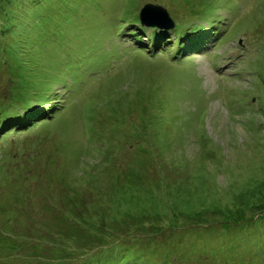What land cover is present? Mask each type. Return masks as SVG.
<instances>
[{"label": "rangeland", "instance_id": "374dc122", "mask_svg": "<svg viewBox=\"0 0 264 264\" xmlns=\"http://www.w3.org/2000/svg\"><path fill=\"white\" fill-rule=\"evenodd\" d=\"M127 1L0 0V264H67V246L91 250L77 264L264 254V114L245 71H264V0H139L175 22L153 56L120 38L140 28L151 42L129 22L139 8L114 22ZM179 34L197 53L171 55ZM20 170L39 178L21 202Z\"/></svg>", "mask_w": 264, "mask_h": 264}, {"label": "trees", "instance_id": "16d2710c", "mask_svg": "<svg viewBox=\"0 0 264 264\" xmlns=\"http://www.w3.org/2000/svg\"><path fill=\"white\" fill-rule=\"evenodd\" d=\"M127 3L130 4V5L128 6L127 4H125L124 9H123L125 13H123L121 15V18L118 21H122L123 19H125L127 17V15H131V13L127 11V8L126 7H129V10L131 8H133V7L136 8V9H138L140 7V1L139 0H128ZM135 14L137 16V13H135ZM114 22L116 23V21H114ZM106 28L105 27L104 28L101 27L98 30V35H95L102 42H104L105 40H113L114 37H115L114 36L113 29L112 28L111 29H106ZM107 31H110V33L108 35L106 33ZM56 32L58 33V36H62L63 35V33L61 32L60 28H58ZM57 33H56V35H57ZM156 34H157V32H155V35ZM262 60H264V56L262 57ZM254 69H255L254 72L255 73L257 72V75L259 77V80L256 81V83H259L260 90H261V88H263L261 90V93L260 94H259V91L260 90L258 91L257 99H258V102L260 103L259 112L264 114V71L261 70V69H259V68H257V69L254 68ZM245 71L248 72V70H245ZM22 80H25V78H22ZM244 92H247V89L244 90ZM40 97H42V94H40ZM241 97H242V100H243V103H244V108L246 110V113L249 115L251 113L250 105H252L253 103L250 102L249 104H247L245 102V97L243 96V92L241 93ZM34 110H32V111H34ZM32 111L30 112V114L32 113ZM250 117H251L250 119H254L253 117H255V116L254 115H251ZM245 118H246V116H245ZM255 118H256V121L254 122V124H256V125L263 124L264 125V122L263 121L260 123L258 121V118L257 117H255ZM263 125H259V128L261 129L263 127ZM89 136H90V138L91 137L94 138L92 132L89 133ZM92 142H94V141H92ZM203 151H204L206 157L211 156L210 155L211 152H208L205 149H203ZM35 153H36V155H35L34 160H36V157L38 155H40L41 152L40 151H35ZM214 158H215L214 160H217V157L216 156ZM36 167L39 169L40 168V165H38ZM29 172H30L29 174H26L27 171L20 170L17 173V177L14 178V184H15V186L19 185L21 181L23 182V185L21 186L22 187L21 189L16 190V189L9 188L10 191H11V193H12V195L15 196V197H17L16 201H18V199H19V201L21 202L19 196L22 195L21 194L22 193V189H23V187H24L25 184H28V183H31V182H36L37 185H39V178H37L38 175L36 173H33L32 171H29ZM73 191H74V188H73ZM31 238H33V237H30V236H25L24 237V239L26 241H28V245H31V243H32L31 242ZM251 240H252V237L245 240V242L243 243V246L245 248L244 250H247L246 249V247H247L246 246V243L251 242ZM34 244H39L41 246H46L45 240H43L42 242H41V240H39L38 242H36ZM54 246H55L56 249L59 248L56 244ZM252 247H258V249L254 253L251 252V251H249V253H247L245 255H243L242 253L239 254L237 260L234 263H231V264H264V259H263L264 254L260 251V244L252 245ZM63 250L67 254L63 261H64V263H67V264H77L79 262V259L82 260L83 259L82 257L88 255L89 252H91V250L88 251L87 249H84L83 251H81V249H79L77 246H75L74 248H72L70 246H67V247H64ZM101 251L105 252V249L104 250H101ZM115 256H116V254H115ZM37 257H39L38 261L40 263H41V260L45 264H54V263L61 264L62 263V256L58 257L56 260L55 259H49V258L45 259V258L40 257V256H37Z\"/></svg>", "mask_w": 264, "mask_h": 264}, {"label": "water", "instance_id": "95a60500", "mask_svg": "<svg viewBox=\"0 0 264 264\" xmlns=\"http://www.w3.org/2000/svg\"><path fill=\"white\" fill-rule=\"evenodd\" d=\"M140 22L147 26L172 28L175 24L166 7L161 4L145 3L138 12Z\"/></svg>", "mask_w": 264, "mask_h": 264}, {"label": "bare ground", "instance_id": "6f19581e", "mask_svg": "<svg viewBox=\"0 0 264 264\" xmlns=\"http://www.w3.org/2000/svg\"><path fill=\"white\" fill-rule=\"evenodd\" d=\"M160 48H162V46H159L157 49L160 50ZM34 109H36L35 106L30 110V112H31L32 110H34ZM24 115H25V114H24ZM24 115H23V116H24Z\"/></svg>", "mask_w": 264, "mask_h": 264}, {"label": "clouds", "instance_id": "9594fccd", "mask_svg": "<svg viewBox=\"0 0 264 264\" xmlns=\"http://www.w3.org/2000/svg\"><path fill=\"white\" fill-rule=\"evenodd\" d=\"M237 56H239V55H237ZM237 56H236V57H237ZM56 96H57V95H56ZM55 100H56V99H55ZM55 100H54V101H55Z\"/></svg>", "mask_w": 264, "mask_h": 264}]
</instances>
